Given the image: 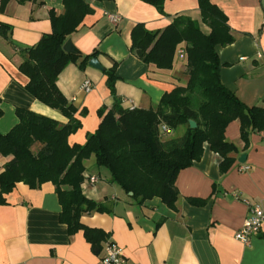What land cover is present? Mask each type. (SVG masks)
Returning <instances> with one entry per match:
<instances>
[{"label": "crops", "instance_id": "crops-1", "mask_svg": "<svg viewBox=\"0 0 264 264\" xmlns=\"http://www.w3.org/2000/svg\"><path fill=\"white\" fill-rule=\"evenodd\" d=\"M86 1L91 12L67 39L72 41L76 53L91 54L97 50L95 58L101 69L88 62L81 68L78 59L58 75L56 85L76 107L75 117L81 122V127L68 136L69 144H83L86 135L99 125L98 110L107 111L114 103L104 70L115 66V95L124 109L131 105L153 108L164 93L186 84L185 58L176 57L172 68L160 69L131 52V30L135 24L155 31L166 27L175 16L184 15L209 31L201 21L197 0H165V14L141 0ZM211 1L227 16L234 38L231 44L216 47L221 62L220 81L248 106L264 108V0ZM51 11L63 14V1L6 0L0 9V24L10 27L8 37L0 35L1 134L17 123V107L61 123L68 121L25 90L28 78L18 70L23 60L20 50L35 45L43 34L52 31ZM109 14L118 16L117 22H111ZM179 46L185 47V43ZM85 79L93 86L88 93L80 90ZM178 127L182 136L186 126ZM224 135L238 150L233 154L232 165L221 173V156L204 143L201 158L176 176L178 196L173 209L158 197L137 205L110 181L106 168L95 162L96 169L90 171L85 160L84 176L98 180L91 184L84 179L82 192L104 204L108 211L84 213L80 222L104 230L107 239L122 247L126 264H264V224L247 245L234 238L247 214L242 199L254 203L264 200V129L250 133L246 145L240 137L239 121L233 120ZM241 154L246 155L243 164L250 166L245 172L238 171ZM7 160L0 155V166ZM4 198L5 203L0 204V264H97L105 240L97 255L82 230L68 234L66 224L59 220L61 205L51 182L36 189L19 182ZM189 199L207 200L199 205Z\"/></svg>", "mask_w": 264, "mask_h": 264}, {"label": "trees", "instance_id": "trees-1", "mask_svg": "<svg viewBox=\"0 0 264 264\" xmlns=\"http://www.w3.org/2000/svg\"><path fill=\"white\" fill-rule=\"evenodd\" d=\"M64 13L50 12L52 31L43 34L32 46L21 49L23 60L18 70L28 81L25 90L41 103L58 110L68 121L61 123L51 117L17 107V123L5 134L0 133V155L8 157L0 170V204L4 194L22 182L31 189L46 182L55 186L61 205L60 222L66 224L68 234L83 231L91 251L99 254L108 234L100 228L80 222L84 213L107 212L101 202L86 197L81 188L84 180V161L94 155L97 165L110 173V181L117 184L137 205L154 197L167 207L175 208L178 173L198 161L203 145L221 156L219 165L225 173L234 162L237 147L226 140L227 125L238 120L240 137L247 145L252 132L264 129V108L248 106L220 81L221 62L217 46L233 42L227 16L211 0H197L201 21L209 31L188 16L177 15L162 29L148 30L137 23L131 30L130 50L146 64L170 69L178 46L185 43L186 84L179 85L162 95L158 104L149 109L121 107L115 95V66L104 70L107 86L114 97L109 110L100 108L97 129L86 135L83 144H69L68 136L81 127L75 117L76 107L60 92L56 81L60 72L80 59L83 68L91 54L68 53L62 48L83 17L91 12L86 0H62ZM164 12L165 0H141ZM6 0L0 1V9ZM10 30L0 24V35ZM85 110L81 111L84 114ZM1 114V111H0ZM196 122L190 128L188 120ZM169 129L185 125L182 136L163 139ZM202 205L207 199H189Z\"/></svg>", "mask_w": 264, "mask_h": 264}, {"label": "built area", "instance_id": "built-area-1", "mask_svg": "<svg viewBox=\"0 0 264 264\" xmlns=\"http://www.w3.org/2000/svg\"><path fill=\"white\" fill-rule=\"evenodd\" d=\"M111 22L115 23L118 20V16L109 14ZM264 26V19H263ZM176 57L182 59L185 58V47L178 46L176 50ZM92 82L89 79H85L80 90L84 93H88L92 90ZM127 109L132 110L134 106H130ZM161 132L168 133L170 129L165 125L159 126ZM250 169L249 165L240 163L238 171L245 172ZM85 181L94 184L97 182V177L85 175ZM247 206V214L243 224L236 230L234 238L241 243L247 245L250 243L252 237L260 232L262 225L264 224V200L261 202H251L248 199H242ZM97 264H126V257L122 247L116 242L106 239L103 245V253L99 256Z\"/></svg>", "mask_w": 264, "mask_h": 264}, {"label": "water", "instance_id": "water-1", "mask_svg": "<svg viewBox=\"0 0 264 264\" xmlns=\"http://www.w3.org/2000/svg\"><path fill=\"white\" fill-rule=\"evenodd\" d=\"M63 50L65 52L68 53H76V48L74 47V45L72 44V41L70 39H67L63 46H62ZM88 64L96 69H101V65L99 64L98 60L95 57H92L89 59ZM188 124L190 128H195L196 127V122L192 119L188 120ZM246 160V155L245 154H241L238 161L240 163H244ZM131 195V193H129Z\"/></svg>", "mask_w": 264, "mask_h": 264}, {"label": "rangeland", "instance_id": "rangeland-1", "mask_svg": "<svg viewBox=\"0 0 264 264\" xmlns=\"http://www.w3.org/2000/svg\"><path fill=\"white\" fill-rule=\"evenodd\" d=\"M175 58H176V54H175ZM174 58V59H175ZM180 84H182V80L180 81ZM180 128L176 127V128H172L170 129V131L168 133H166V135H163L162 138L166 139V138H176L177 136H180ZM88 170L92 171V168L95 170L97 167V165L95 164V158L94 155H91L88 159H86L85 161ZM3 166H0V170L2 169ZM100 171H102V169H100ZM101 177L103 178V175L101 174Z\"/></svg>", "mask_w": 264, "mask_h": 264}]
</instances>
